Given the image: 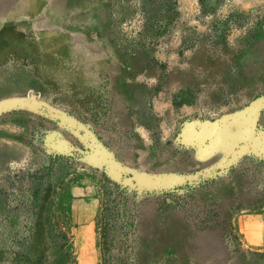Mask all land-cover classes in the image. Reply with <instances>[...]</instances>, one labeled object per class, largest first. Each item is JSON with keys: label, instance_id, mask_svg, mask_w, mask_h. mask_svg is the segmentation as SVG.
<instances>
[{"label": "rangeland", "instance_id": "374dc122", "mask_svg": "<svg viewBox=\"0 0 264 264\" xmlns=\"http://www.w3.org/2000/svg\"><path fill=\"white\" fill-rule=\"evenodd\" d=\"M263 213L264 0H0V264H264Z\"/></svg>", "mask_w": 264, "mask_h": 264}, {"label": "crops", "instance_id": "0c3cea01", "mask_svg": "<svg viewBox=\"0 0 264 264\" xmlns=\"http://www.w3.org/2000/svg\"><path fill=\"white\" fill-rule=\"evenodd\" d=\"M122 90L123 91L121 98L123 102L121 101V104H119L118 102L115 105V110L122 117L120 119L122 125L127 128L129 126L141 127L142 129L139 130H141L143 133H147V131H150L149 135H151L152 132H154V129L156 128L157 117H153L152 114L144 105L143 87L141 85L128 84ZM199 128L201 127L200 124L198 123L196 124V129L193 130L195 134L200 135V132H198ZM139 136L142 137V135ZM150 139L154 141L153 136H150ZM134 142L141 144L139 148L141 149L142 142L145 141L142 138L141 139L136 138ZM170 142L172 144L176 143L175 141H173V139H171ZM262 216L263 217L260 219L258 224L256 223L248 224V222H246L247 224L246 226L243 227L239 226L237 230L238 231L237 235L239 239L244 242V244L250 246H260L264 248V213L262 214Z\"/></svg>", "mask_w": 264, "mask_h": 264}, {"label": "water", "instance_id": "95a60500", "mask_svg": "<svg viewBox=\"0 0 264 264\" xmlns=\"http://www.w3.org/2000/svg\"><path fill=\"white\" fill-rule=\"evenodd\" d=\"M257 113V110L254 108L252 109H249L246 113H245V116H243L244 118L241 117V120L245 121V122H242L243 123V135H242V140H241V143H246V141L251 137L252 135V130L254 128V125H255V115ZM246 119V120H245ZM248 121V122H246ZM216 128V127H215ZM216 137V133L214 134V139ZM214 140L212 139L211 140V143H213ZM100 156H101V159H102V163H109L110 167H111V172L114 174V177L116 179H120L121 176L119 174V171L117 170L116 168V165L115 163L108 159L107 158V154L106 153H100Z\"/></svg>", "mask_w": 264, "mask_h": 264}, {"label": "bare ground", "instance_id": "6f19581e", "mask_svg": "<svg viewBox=\"0 0 264 264\" xmlns=\"http://www.w3.org/2000/svg\"><path fill=\"white\" fill-rule=\"evenodd\" d=\"M8 12V11H7Z\"/></svg>", "mask_w": 264, "mask_h": 264}]
</instances>
